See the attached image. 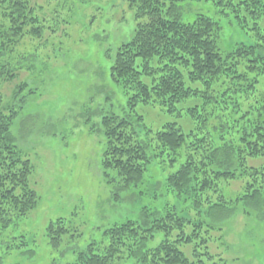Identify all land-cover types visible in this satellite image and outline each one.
<instances>
[{"label":"rangeland","instance_id":"1","mask_svg":"<svg viewBox=\"0 0 264 264\" xmlns=\"http://www.w3.org/2000/svg\"><path fill=\"white\" fill-rule=\"evenodd\" d=\"M31 1L42 34L26 35L5 55L16 77L0 80V90L4 104L18 110L11 134L34 166L30 184L39 203L0 234V264H71L89 244L107 242L105 231L114 224L143 220L145 208L160 214L175 208L184 214L191 205L166 187L167 176L177 170L167 158L164 162L153 159L143 181L126 189L105 176L107 139L102 118L129 111V94L111 76L118 49L132 39L136 29L129 1ZM183 11L187 20L198 12L221 21L219 44L224 53L239 42L253 41L251 31L241 29L234 14L223 15L210 0H189ZM187 85L200 92L178 103L173 112L160 105L136 107L135 120L137 114L143 117L136 120L140 139L148 141L169 122H176L186 134L196 131L202 136L207 129H198L192 108L201 114L216 110L220 119L213 122L228 126V110L205 103L202 83ZM262 160L249 159L248 165L260 167ZM248 179L223 180L222 192L233 200L232 205L205 204L200 213L212 227L210 250L228 264H264V192L256 200L236 201L245 194ZM59 219L67 229L56 240L53 228L58 230ZM163 238V233H157L150 245L156 246ZM182 249L190 255L189 246ZM112 264L138 263L127 259Z\"/></svg>","mask_w":264,"mask_h":264},{"label":"trees","instance_id":"2","mask_svg":"<svg viewBox=\"0 0 264 264\" xmlns=\"http://www.w3.org/2000/svg\"><path fill=\"white\" fill-rule=\"evenodd\" d=\"M128 1L135 10L136 29L132 39L118 49L111 76L129 94V111L102 118L107 139L105 176L126 189L143 181L153 159L164 162L167 158L177 170L167 176L165 185L191 207L184 214L175 208L161 214L145 208L143 220L114 224L105 231L107 242L89 244L71 264H112L127 259L138 264H228L210 250L212 227L200 213L205 204L232 205L233 200L222 192L223 180L249 178L245 194L236 201L256 200L264 192V0H210L223 15L234 14L238 26L251 31L253 37L251 43L239 42L227 53L219 44L221 21L198 12L187 20L183 5L189 0ZM34 11L31 0H0V80L16 77L5 58L13 52L12 46L26 35L42 34ZM187 82L202 83L205 103L228 110V126L213 122L220 119L216 110L201 114L192 108L198 129H207L202 136L196 131L186 134L176 122H169L148 141L140 139L136 120L143 117L137 114L135 120L136 107L160 105L173 112L178 103L200 92ZM17 116L15 107L4 104L0 90V234L39 203L30 184L34 166L11 134ZM249 159H263V163L252 167ZM58 223V230L54 223L49 228L57 232L56 240L67 229L63 219ZM157 233L164 238L152 246ZM187 246L189 256L182 249Z\"/></svg>","mask_w":264,"mask_h":264}]
</instances>
